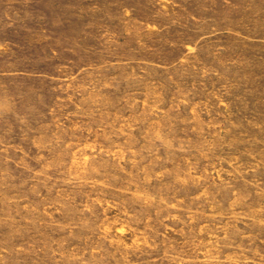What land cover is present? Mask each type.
Segmentation results:
<instances>
[{"label": "rangeland", "instance_id": "obj_1", "mask_svg": "<svg viewBox=\"0 0 264 264\" xmlns=\"http://www.w3.org/2000/svg\"><path fill=\"white\" fill-rule=\"evenodd\" d=\"M0 264H264V0H0Z\"/></svg>", "mask_w": 264, "mask_h": 264}]
</instances>
